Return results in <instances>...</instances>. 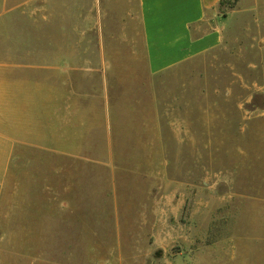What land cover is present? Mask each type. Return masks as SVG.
Returning <instances> with one entry per match:
<instances>
[{"label":"rangeland","instance_id":"374dc122","mask_svg":"<svg viewBox=\"0 0 264 264\" xmlns=\"http://www.w3.org/2000/svg\"><path fill=\"white\" fill-rule=\"evenodd\" d=\"M44 11V19L14 18L13 42L36 43L46 60L62 63L107 59L111 95L124 109L108 163L49 160L45 171L114 172L125 235L117 242L105 232L111 223L103 214L112 210L48 212L60 220L39 228L7 226L0 211V264H193L196 252L211 262L208 254L227 251L231 203L264 192V0L220 9L221 43L157 73L137 0H44ZM94 74L87 84H100ZM76 180L79 208L96 205L85 183L105 178ZM97 221L102 233L93 237L87 231ZM117 245L116 258L108 250Z\"/></svg>","mask_w":264,"mask_h":264},{"label":"crops","instance_id":"0c3cea01","mask_svg":"<svg viewBox=\"0 0 264 264\" xmlns=\"http://www.w3.org/2000/svg\"><path fill=\"white\" fill-rule=\"evenodd\" d=\"M220 1L137 0L152 72L173 67L221 43ZM30 3H37V9H29ZM45 17L44 0H0V211H4L7 226L39 228L51 225L46 220H60V215L48 212L112 210V214H103L111 223L105 232L120 242L125 221L118 213L114 172L108 171L109 176L99 171H45L49 160L108 163L110 133L124 114L122 102L110 92L107 59L71 58L62 63L46 60L43 47L36 43L13 42L14 18ZM92 67L100 69L93 72ZM98 72L100 84H87ZM114 89L112 93L118 94L119 86ZM13 162L17 163L15 171ZM77 176L105 178L103 183H85L97 194L96 205L79 208L73 200L80 185ZM109 191H113L111 203L106 197ZM230 208L235 213L230 219L228 250L220 251L218 257L208 254L211 262L196 252L193 264H264V192L259 198L246 195L243 203H231ZM135 221L141 222L132 219L129 223L133 226ZM95 225L97 228L87 232L100 236L101 222ZM109 252L119 257V245Z\"/></svg>","mask_w":264,"mask_h":264},{"label":"trees","instance_id":"16d2710c","mask_svg":"<svg viewBox=\"0 0 264 264\" xmlns=\"http://www.w3.org/2000/svg\"><path fill=\"white\" fill-rule=\"evenodd\" d=\"M239 2V0H221L219 3V7L220 9L228 6L230 8L234 7L237 3Z\"/></svg>","mask_w":264,"mask_h":264}]
</instances>
